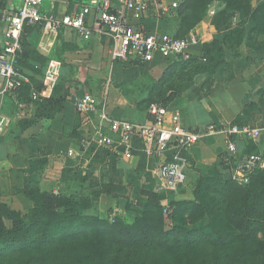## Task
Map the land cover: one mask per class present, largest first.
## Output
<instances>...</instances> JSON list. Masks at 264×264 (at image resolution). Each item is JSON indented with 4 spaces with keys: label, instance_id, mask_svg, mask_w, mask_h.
Returning a JSON list of instances; mask_svg holds the SVG:
<instances>
[{
    "label": "crops",
    "instance_id": "0c3cea01",
    "mask_svg": "<svg viewBox=\"0 0 264 264\" xmlns=\"http://www.w3.org/2000/svg\"><path fill=\"white\" fill-rule=\"evenodd\" d=\"M91 1L43 0V8L58 14L72 13ZM21 2L0 0V5H4L0 10L12 3L17 7ZM113 7L119 8L116 0ZM160 19L151 6L140 22L149 32L175 36L167 32ZM239 20V14L233 13L230 27ZM252 26L251 21H246V34ZM1 27L0 20V34ZM193 30L199 38L191 48L193 57H203V45L216 40L224 49V62L214 73L201 74L196 88L169 99V108L180 111L181 123L189 129L235 120L239 124L261 126L264 123V31L256 36L253 45L244 37L236 50H230L223 44V31L211 19L200 21ZM23 40L19 59L23 79L7 95L0 96V201L26 213L33 207L28 192L34 189L76 196L102 183L112 184L118 195L128 187L130 195L143 203L148 200L145 192L170 191L162 188L157 175L159 159L147 156L137 140L132 141L134 150L129 159L117 158L110 148L81 152L78 140L89 126L81 125L74 101L84 93L96 98L94 122L105 111L111 120L146 123L150 120L148 110L138 108V104L161 78L163 65L174 60L124 62L112 58L110 43L103 38L94 36L84 40L68 29L51 30L42 24L26 26ZM22 84L24 94L18 97L17 89ZM33 93L38 94L36 99ZM103 126L107 134L118 138V133L108 129L107 122L103 121ZM237 144L242 152H248L251 147L253 151L261 150L264 134L258 144L246 140ZM223 147L222 136H209L187 151L174 155L170 150L167 152L169 159L178 158L185 173V192L174 193L175 200H191L194 184L209 176L213 169L228 178V171L220 161ZM116 149L121 150L122 146ZM109 196L100 193L101 200ZM123 198L118 196L120 201ZM167 199H162L161 204L166 206Z\"/></svg>",
    "mask_w": 264,
    "mask_h": 264
},
{
    "label": "trees",
    "instance_id": "16d2710c",
    "mask_svg": "<svg viewBox=\"0 0 264 264\" xmlns=\"http://www.w3.org/2000/svg\"><path fill=\"white\" fill-rule=\"evenodd\" d=\"M211 1L185 0L180 13L186 31L175 37L191 31L199 22L198 11ZM220 2L224 7L212 21L223 31L224 46L236 50L244 37L253 45L264 31V1L255 5L251 0ZM235 12L240 20L230 27ZM246 21L253 23L247 34ZM21 42L23 49V36ZM203 47L204 61L192 57L172 63L186 68L213 62L198 70L214 73L224 62V49L216 40ZM164 84L165 79L159 80L138 108L148 109L152 102L168 105L170 96ZM17 92L18 97L24 94L23 84ZM217 176L218 170L213 169L201 178L191 200L170 198L164 206L151 197L130 224L84 214L89 204L74 195L31 190L28 196L33 207L26 213L0 201V264H264V168L243 184ZM111 188L116 187L102 183L93 190L109 194Z\"/></svg>",
    "mask_w": 264,
    "mask_h": 264
},
{
    "label": "built area",
    "instance_id": "2783aa9c",
    "mask_svg": "<svg viewBox=\"0 0 264 264\" xmlns=\"http://www.w3.org/2000/svg\"><path fill=\"white\" fill-rule=\"evenodd\" d=\"M119 8L113 7V0H92L72 13L58 14L45 11L43 0H22L17 7L12 3L0 13V96L7 95L23 79L19 68V55L22 52V36L26 26L42 24L51 30L68 29L84 40L99 37L110 43L112 58L124 62L148 63L156 58L163 60H189L193 57L191 48L199 42L194 30L182 37L168 33L149 32L140 22L153 6L157 17L178 7L176 0H116ZM224 7L214 3L209 8L215 15ZM135 22H133V21ZM201 61L205 57L200 58ZM33 99L38 97L33 93ZM97 104L96 98L84 93L74 101L80 114V123L89 129L79 137L81 152L88 150H109L118 158H131L137 140L142 151L159 159L157 175L165 190L174 189L185 181L183 165L172 155L187 151L205 137H223L221 165L228 171V178L239 184L247 183L251 176L264 168V146L261 150L242 152L238 149L240 140L260 142L264 134L261 126L237 123L210 122L199 129H189L182 125L180 111L170 109L162 102H152L148 107L150 120L138 124L126 120H111L103 111L97 122L92 113ZM103 121L108 129L119 136L115 139L104 131ZM122 146L121 150L116 149Z\"/></svg>",
    "mask_w": 264,
    "mask_h": 264
},
{
    "label": "rangeland",
    "instance_id": "374dc122",
    "mask_svg": "<svg viewBox=\"0 0 264 264\" xmlns=\"http://www.w3.org/2000/svg\"><path fill=\"white\" fill-rule=\"evenodd\" d=\"M176 1L178 3V7L162 15L160 21L163 22L167 32L178 35L186 31V24L182 23L181 19L183 15L180 13L182 4L183 2H185V0ZM220 1L221 0H212L210 3L204 5L201 10L198 11V14L200 15L199 22L204 19H211L212 21L215 15H210L209 8L214 5V3H220ZM262 1L264 0H251V2L254 4H258ZM232 10L233 9L230 8L228 9V12H232ZM198 14L195 15L192 20H194L198 16ZM194 28L195 26L190 30H193ZM213 64V62H210L209 64L194 63L186 68H181L180 66H176V64H171L169 62L168 65H163L164 71L159 80L165 79L164 86L167 90V95L170 96V100H173L174 98H177L182 93H184L186 90L197 87V80L199 76L205 73L198 70V68L203 66L211 67ZM200 86L203 90L205 89L204 83H202ZM155 101L158 100L156 99ZM216 178L220 179L221 181L226 180V176L221 174H218ZM200 180L202 179L197 180V182L193 186V189H195V186L199 183ZM185 189L186 187H184V183H180L174 189H170V191H166L164 193L145 192L144 194L146 195L147 199H151V197H154V199L158 200L159 202H161L164 198H168L166 201V203H168L170 198L174 199V193L183 194L185 192ZM128 190H130V188L126 187L122 192L120 191L121 195H118L119 192H117V188H111V191L109 193L110 196L101 200L99 193H97L93 189H88L85 192L80 193V195H76V197L78 198L75 199L77 201H82L84 199L85 205L89 204L88 208L85 209L84 214L97 216L100 219L109 222H112L114 220H122L123 222L130 224L137 216L141 215L144 203L140 201L139 198L131 196ZM153 194L156 196H153ZM118 196H123V200L120 201V199H118ZM141 199L146 198L144 197Z\"/></svg>",
    "mask_w": 264,
    "mask_h": 264
},
{
    "label": "water",
    "instance_id": "95a60500",
    "mask_svg": "<svg viewBox=\"0 0 264 264\" xmlns=\"http://www.w3.org/2000/svg\"><path fill=\"white\" fill-rule=\"evenodd\" d=\"M0 13H1V10H0Z\"/></svg>",
    "mask_w": 264,
    "mask_h": 264
}]
</instances>
